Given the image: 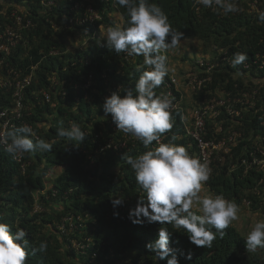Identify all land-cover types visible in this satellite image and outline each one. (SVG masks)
<instances>
[{"label": "trees", "instance_id": "trees-1", "mask_svg": "<svg viewBox=\"0 0 264 264\" xmlns=\"http://www.w3.org/2000/svg\"><path fill=\"white\" fill-rule=\"evenodd\" d=\"M76 1L92 4L103 13V20L85 27H66L68 19L63 15H74L70 7ZM155 2L167 13L172 27L184 34L181 39L194 37L205 46L222 51L220 59L209 60L214 62L211 81L192 93L189 107L213 103L227 92L257 89L255 106L231 117L220 107V117L208 122L209 131L204 135L208 139L223 140L232 132L238 135L229 153L213 157L212 173L205 185L211 193L223 194L237 204L250 200L252 211L264 213V200L254 193L262 176L260 166L242 163V159L250 162L251 150L264 146V66L259 67L264 61V23L258 19V12L264 11V0H236L241 10L227 16L196 5L194 0ZM111 3L57 0L55 5L46 6L41 0H0V33L9 26L20 35L17 46L9 53L0 51V111L14 106L16 77L12 71L20 76L31 73L32 82L24 90L22 117L13 121L14 127L9 131L27 124L36 132L34 140L57 141L52 151L22 154L21 161L0 146L3 220L14 226L13 231L23 227L28 232L29 252L41 241L48 244L46 253L29 255L28 264H86L95 257L93 264H167V259L157 260L146 248L148 242L157 238L161 225L133 224L128 218L129 209L144 194L125 157L148 149L139 141L129 143L120 152L98 149L112 135L116 141L123 135L111 131V116L105 117L101 107L104 99L113 91L123 95L126 88H134L141 74L137 67L144 60L142 56L117 54L103 46L99 27L102 21L112 24L109 12L120 14L121 25L127 19L125 9ZM13 10L21 16V23L11 17ZM28 21L30 24L26 25ZM84 29L91 33L90 37L80 46L68 48L67 41ZM241 52L247 54L250 68H243L242 64L233 68L224 58L231 61L234 54ZM258 57V62H254ZM89 75L88 87H75ZM43 91L50 93L49 102L44 100ZM156 92L160 94L161 86ZM173 120L174 126L165 133L163 142L182 144L193 155L195 147L184 135L180 109L173 111ZM73 122L85 132V140L82 144L75 142L77 146L56 137L57 127L69 128ZM219 122L223 127L218 131ZM154 146L155 142L150 147ZM114 195L124 198L123 205L115 209L111 203ZM36 206L40 209L36 210ZM114 211L119 216H114ZM66 215L73 216L76 227L71 230L67 225L66 231L60 232L57 226ZM164 226L172 232L170 246L178 250L179 264H264V249L246 252L244 236L232 225L223 238L217 236L211 248L195 246L186 234L171 225ZM78 229L94 239L85 255L77 254L71 241ZM188 252L192 253L190 261L185 259Z\"/></svg>", "mask_w": 264, "mask_h": 264}, {"label": "clouds", "instance_id": "clouds-1", "mask_svg": "<svg viewBox=\"0 0 264 264\" xmlns=\"http://www.w3.org/2000/svg\"><path fill=\"white\" fill-rule=\"evenodd\" d=\"M194 3L226 16L241 10L236 0H194ZM114 4L125 9L127 19L123 25H110L100 33L103 46L117 54L144 58L143 64L137 67L141 74L134 88H126L123 95L113 91L101 105L105 117L111 116L118 131L148 149L139 155L125 157L136 185L144 194L136 206L129 209L128 218L139 225L158 222L161 225L158 236L148 242L146 248L157 260L167 259V264H179L178 250L170 246L172 232L164 225H171L172 229L186 234L195 246L211 248L217 236L223 238L226 230L239 219L240 208L223 194L204 192L212 171L207 162L191 155L182 144L161 140L174 126L175 105L170 95H158L156 89L172 70L164 53L178 48L184 34L172 27L167 13L155 0H114ZM258 19L264 23V11L258 12ZM247 58L246 53H236L230 63L236 68ZM35 137L33 128L24 124L0 133V146L8 154L17 156L38 150L50 152L57 142L55 139L51 142L34 140ZM56 137L77 146L75 142L82 144L85 140V132L73 122L69 128L57 127ZM153 142L155 146L150 147ZM111 203L115 209L123 205L124 198L114 195ZM113 215L119 216V212L114 211ZM13 227L4 222L0 213V264H28L29 255L47 252L46 241H41L29 252L28 232L23 227H16L13 231ZM81 233L79 230L76 238L79 235L90 238L88 246L94 242L91 236ZM243 239L248 253L264 249V219L252 224ZM88 246L83 254H79H87ZM191 256L192 253L188 252L185 259L190 261ZM95 258L85 263L93 264Z\"/></svg>", "mask_w": 264, "mask_h": 264}, {"label": "built area", "instance_id": "built-area-1", "mask_svg": "<svg viewBox=\"0 0 264 264\" xmlns=\"http://www.w3.org/2000/svg\"><path fill=\"white\" fill-rule=\"evenodd\" d=\"M57 0H41L42 3H45L46 6L55 5ZM102 3H111L114 0H100ZM74 12L73 16H68V14H64V18L68 19L66 27H85L87 25H93L94 23L103 20V13L95 8L92 4L86 3L82 4L79 2H74L70 7V12ZM11 17L16 19V23L19 24L22 22V18L20 15L13 10ZM29 21L26 25H29ZM20 35L17 31L12 30L9 26L5 28V30L0 33V39H4L0 41V51L3 53H9L11 49L15 48L18 43ZM125 56H127L125 54ZM225 60L229 64H231L230 60L224 57ZM258 59H255L254 62H258ZM198 67L190 70L182 79L170 73L165 77L164 83L161 85V93L170 95L173 99V103L175 105V110L180 109L181 115V123L182 128L184 130V135L188 137L189 145L195 147L193 156L199 158L202 162H207L210 168L212 169V159L214 156L221 154H227L230 152V146L234 143L237 132H232L227 136L226 139L217 140L214 138H206L204 135L209 131L208 122L210 120H216L220 117L221 113L219 108L222 107L225 110V115L231 116H239L241 112L245 108H251L255 106V98L257 96V89L251 91H241L237 92V94H232L231 92L225 93L222 97L217 98L213 103H207L200 107H189L188 110L186 107L182 106L183 102L186 100L187 93L191 94L195 91L202 90L203 86L206 83L211 81L212 76L210 73L214 68V62H210L209 60H200L197 62ZM243 68H250V63L245 61L242 64ZM264 66V61H261L259 67L262 68ZM12 74L16 77L14 82V89L12 93V98L14 102V106L12 108L3 109L0 111V133L9 131V128L14 127V120H18L22 117V110L24 108L23 98H24V90L27 86L32 82V74L29 73L25 76H20L16 71H12ZM91 82V75L87 76L83 81L79 84L75 85L79 87L86 88L89 86ZM13 84V83H12ZM42 95L44 100L49 102L51 100L50 93L47 91H43ZM239 105V107H238ZM262 115L264 117V111L262 110ZM10 113V115H9ZM233 118V117H232ZM23 122V120H22ZM24 123V122H23ZM261 124L264 127V120L261 121ZM109 127L112 132H118L115 124L110 121ZM222 124L218 123V131L222 130ZM217 132V131H216ZM122 137L117 141L113 139V135L109 137L104 143H100L98 145V149L100 151L105 150H113L116 152H120L121 150L128 148L129 143L135 144L137 140L131 138L128 135L122 133ZM97 134L96 137H98ZM166 134L161 137V140L165 138ZM96 144L99 143V139L94 140ZM1 148L4 150L3 146ZM250 162H247L246 159H242V163L246 166L258 165L260 166L262 176L259 178L257 185L254 189V193L260 198L264 200V146H257L254 150H251L250 153ZM223 156L220 158L222 159ZM14 159L17 161H21V155L14 156ZM256 166V167H258ZM212 173V171H211ZM263 186V189L262 187ZM244 204L249 206L251 204L250 200H245ZM40 207L36 206V210H39ZM67 225L71 230L76 227L74 224L73 216L66 215L61 218L60 224L57 228L60 232L66 231ZM80 230V229H78ZM72 239V244L74 246V250L79 253H84L86 250V246H88L90 242V238L80 237Z\"/></svg>", "mask_w": 264, "mask_h": 264}, {"label": "rangeland", "instance_id": "rangeland-1", "mask_svg": "<svg viewBox=\"0 0 264 264\" xmlns=\"http://www.w3.org/2000/svg\"><path fill=\"white\" fill-rule=\"evenodd\" d=\"M253 7L256 6L253 5ZM20 8L23 7L21 6ZM108 15L111 18L112 24L116 25L121 23V16L118 12L112 10ZM112 24L102 21L99 27L100 33L104 32L106 28ZM90 34L91 33L85 29L80 31L79 33H76L75 37H73L71 41H67V46H69L70 48H76L80 46L83 41H86L90 37ZM221 53V50H214L213 48L205 46L199 39L192 37L182 39V42L178 48L170 50L169 52H166L164 54L168 56V63L172 69L170 73H173L174 75L182 79L181 82H183V78L186 73L198 67V61L220 59ZM191 101L192 94L190 92L187 93L186 100L183 102L182 106L186 107V109L188 110V102L190 104ZM204 192H210L206 185H204ZM238 205L240 208L239 219L233 222L232 226L237 228L242 236H245L246 233L250 230L252 224H254L257 220L264 219V213L260 211H252L244 204Z\"/></svg>", "mask_w": 264, "mask_h": 264}]
</instances>
